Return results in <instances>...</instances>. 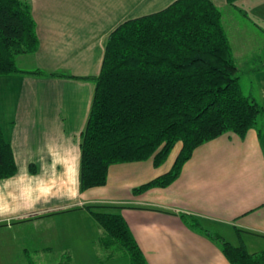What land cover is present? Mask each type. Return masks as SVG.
I'll use <instances>...</instances> for the list:
<instances>
[{
    "label": "crops",
    "instance_id": "crops-1",
    "mask_svg": "<svg viewBox=\"0 0 264 264\" xmlns=\"http://www.w3.org/2000/svg\"><path fill=\"white\" fill-rule=\"evenodd\" d=\"M174 1L29 0L40 46L19 55V66L73 77L0 76V125L17 163V173L0 180V264L46 261L59 241L87 257L83 240L94 251L118 246H103L104 230L87 210L90 204L119 207L149 264H231L190 217L249 252L264 251V117L243 137L226 132L198 146L166 187L133 192L169 171L153 159L113 164L105 185L80 187L81 137L95 93V84L82 77L100 73L117 26ZM212 1L223 13L235 63L258 43L262 51L264 0ZM249 74L247 95L264 106V66ZM62 251L67 254L54 264L72 260Z\"/></svg>",
    "mask_w": 264,
    "mask_h": 264
},
{
    "label": "trees",
    "instance_id": "trees-1",
    "mask_svg": "<svg viewBox=\"0 0 264 264\" xmlns=\"http://www.w3.org/2000/svg\"><path fill=\"white\" fill-rule=\"evenodd\" d=\"M39 46L31 3L0 0V76L73 77L21 68L18 56ZM82 78L95 84L80 144L82 190L105 185L113 164L153 159L160 166L182 142L172 169L133 192L166 187L198 146L226 132L243 137L264 114L263 105L243 90L223 13L212 0H175L124 21L106 41L100 73ZM16 173L13 147L0 125V180ZM86 208L104 230L103 246L126 250L131 264H149L117 205ZM188 219L218 242L231 264H264V251L249 252L207 229L200 218Z\"/></svg>",
    "mask_w": 264,
    "mask_h": 264
},
{
    "label": "rangeland",
    "instance_id": "rangeland-1",
    "mask_svg": "<svg viewBox=\"0 0 264 264\" xmlns=\"http://www.w3.org/2000/svg\"><path fill=\"white\" fill-rule=\"evenodd\" d=\"M28 1L29 0H25ZM250 2L247 3V5H249ZM264 39V36H263ZM263 41V40H262ZM259 47V43L258 45L255 46V48H252L251 51L247 54H245L246 57L243 58H239L237 63L241 72L240 74H242V86L244 89L245 94H248V88L250 86L251 83V79L252 76L251 74H249V72L251 71V69H253L255 67L258 68L260 66H264V47L262 49V51H259L257 48ZM20 64L22 66H25L24 62L20 61ZM28 64V63H27ZM19 65V64H18ZM264 107V106H263ZM264 117V114L262 117H260L258 125H260L262 119ZM182 147V142H178L175 147L172 149V151L170 152L169 156L167 157V159L165 160V162H163L161 164V167L164 168V170H171L175 160L181 150ZM215 234H220L215 230ZM88 243V250L90 252V256H84L83 253L76 255L75 254V249H65L63 245H67L64 243H57L55 244V252H53L54 254L50 255L48 257V259L45 261H37L38 264H54L56 261L59 260V256L61 258H64L63 255H66L67 253H63V249L68 251L69 256H73L72 260H69L68 264H74L75 262L79 263V264H131V259L129 254L127 253L126 250L120 248L119 246H116L112 249H104L99 245H96V252L99 255L98 259L94 258V245H90L89 241H85L83 240L80 244L81 246H87ZM110 252H112L111 256H110ZM63 253V255H62ZM68 256V255H67ZM66 258H65V262H66ZM76 264V263H75Z\"/></svg>",
    "mask_w": 264,
    "mask_h": 264
}]
</instances>
